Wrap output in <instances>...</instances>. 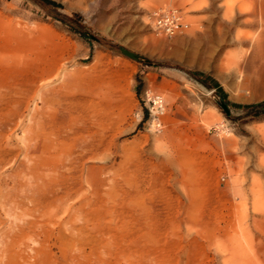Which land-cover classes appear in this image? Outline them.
Listing matches in <instances>:
<instances>
[{
    "label": "rangeland",
    "instance_id": "1",
    "mask_svg": "<svg viewBox=\"0 0 264 264\" xmlns=\"http://www.w3.org/2000/svg\"><path fill=\"white\" fill-rule=\"evenodd\" d=\"M162 6L188 27L157 34L150 14ZM262 9L264 0H0V34L81 69L88 97L104 100L83 186L77 165L22 198L15 180L27 169L9 142L0 182L37 223L20 242L0 241V264H264V107L250 106L264 100ZM95 244L113 249L109 262Z\"/></svg>",
    "mask_w": 264,
    "mask_h": 264
},
{
    "label": "bare ground",
    "instance_id": "2",
    "mask_svg": "<svg viewBox=\"0 0 264 264\" xmlns=\"http://www.w3.org/2000/svg\"><path fill=\"white\" fill-rule=\"evenodd\" d=\"M263 11L257 17L261 21L264 19ZM17 39L11 32L0 34V168L8 161L9 142L15 140L18 151L13 160L21 154V163L27 169L22 173L23 180H15L16 186L25 184L26 194L22 198L31 194L32 200L36 198L35 194L50 185L45 180L56 177L58 173L70 176L77 165H80L81 185L87 181L86 162L93 147L88 132L90 123L94 124L99 118L98 111L103 114L104 100L95 103L88 97L89 80L81 69H66L53 57L37 59L35 54L21 53ZM4 68L13 69L14 75L6 77ZM76 89H80V95L75 93ZM156 94L161 97L164 112V97ZM91 105H100L101 108L93 112ZM163 112L160 120H163ZM152 125L155 126L154 123ZM7 188V184L0 182V208L5 214V218L0 216V241L11 244L20 242L27 233L26 227L34 226L37 218H26L28 207L24 199L10 198ZM65 223L74 228L70 217ZM94 249L103 263L110 261L105 259L106 254L113 251L110 246L95 244Z\"/></svg>",
    "mask_w": 264,
    "mask_h": 264
},
{
    "label": "built area",
    "instance_id": "3",
    "mask_svg": "<svg viewBox=\"0 0 264 264\" xmlns=\"http://www.w3.org/2000/svg\"><path fill=\"white\" fill-rule=\"evenodd\" d=\"M151 24L153 30L157 34L172 36L174 34L183 32L188 27V22L183 18L181 10L175 6H162L151 11ZM161 97L159 94H154L149 97L152 103L154 113L155 127L161 126L162 122L159 119V114L163 112Z\"/></svg>",
    "mask_w": 264,
    "mask_h": 264
},
{
    "label": "water",
    "instance_id": "4",
    "mask_svg": "<svg viewBox=\"0 0 264 264\" xmlns=\"http://www.w3.org/2000/svg\"><path fill=\"white\" fill-rule=\"evenodd\" d=\"M120 49H121V51H122L124 54H126V55H128V56H130V57H133V58H136V59L141 58L140 55H138V54H136L135 52H132V51L126 49V48L121 47ZM217 102H218V104L224 109V111H225L226 113H229V110H228L227 104L224 102V100H222V99L220 98L219 100H217Z\"/></svg>",
    "mask_w": 264,
    "mask_h": 264
},
{
    "label": "trees",
    "instance_id": "5",
    "mask_svg": "<svg viewBox=\"0 0 264 264\" xmlns=\"http://www.w3.org/2000/svg\"><path fill=\"white\" fill-rule=\"evenodd\" d=\"M251 107H264V100H261L257 103L250 104Z\"/></svg>",
    "mask_w": 264,
    "mask_h": 264
}]
</instances>
